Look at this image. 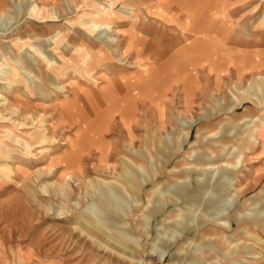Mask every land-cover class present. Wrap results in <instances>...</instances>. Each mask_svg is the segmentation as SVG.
Listing matches in <instances>:
<instances>
[{
  "label": "rangeland",
  "instance_id": "1",
  "mask_svg": "<svg viewBox=\"0 0 264 264\" xmlns=\"http://www.w3.org/2000/svg\"><path fill=\"white\" fill-rule=\"evenodd\" d=\"M64 1L4 0L8 5L0 13V70L7 69L5 62L14 66L17 54L41 59L36 49L54 35L66 34L71 40L83 32L72 23L81 12L70 13ZM113 1L114 11L141 6L137 0ZM225 1L235 2L217 0L215 8L224 9ZM31 3L44 8L43 20L27 13ZM260 3L264 6V0ZM263 6L227 29L216 25V18L223 16L212 13V28L221 32L216 44L224 63L214 66L210 57L199 58L191 65L196 71L191 84L184 68L176 75L177 70H169L171 74L160 76L162 81L155 75L152 98L139 93L136 99L138 118L124 125L117 116L103 133L111 155L106 165L95 148L83 145L77 124L58 125V99H43L20 84L8 89L0 81V264H264V142L258 135L256 142L246 136L264 119V106L252 95L264 99V85L258 88L256 82L264 74H258L255 58L264 49V24L257 20ZM148 12H143L146 19H139L146 25L145 39L172 43L173 23L156 14L161 11L153 17ZM131 25L126 22L119 32ZM120 33L111 34L123 40L125 50L128 41ZM173 51L169 48L166 56ZM243 55L249 66L240 79L235 57ZM134 69L128 72L134 74ZM73 76L62 77L58 86L69 92L72 84L89 86ZM229 89L244 97L233 112L222 110L231 104ZM157 95L160 102L154 100ZM182 121L192 124L183 144ZM231 128L234 137L228 135ZM72 143L79 145L76 154ZM119 151L128 160L123 162ZM125 165H133L139 182L149 183L123 191ZM220 183L230 185L224 195L216 192ZM239 211L244 213L236 223L232 215ZM258 214L262 220L252 225ZM219 217H226L222 225Z\"/></svg>",
  "mask_w": 264,
  "mask_h": 264
},
{
  "label": "bare ground",
  "instance_id": "2",
  "mask_svg": "<svg viewBox=\"0 0 264 264\" xmlns=\"http://www.w3.org/2000/svg\"><path fill=\"white\" fill-rule=\"evenodd\" d=\"M137 1L143 6L142 8L141 6L134 7L129 5L114 11L113 8L117 4V1L113 0H65L62 4H64V8L66 6L70 13L81 12L78 18L72 23L81 27L83 32L76 33L75 37L71 40L68 39L66 34H63V36H61L62 34L54 35L46 40L48 42L46 46H38L36 49L37 54L42 57L41 59L26 53L24 55L17 54L16 58L13 57L14 66L5 62L9 71L3 68L0 70V81H6L9 87L8 89H11L12 84H20L24 85L28 91L33 89L43 99H58V104L54 106V109L58 108L59 110L58 125L72 128L73 125L77 124L76 127L82 131V138L85 140V144L83 145H90V147L95 148V151L101 154L102 162L105 165L108 163L107 158L110 155V149L109 143H106L102 137L103 133L110 128L109 126H111V123L117 116L124 125L130 124V122L138 118L140 107L136 99L139 93H143L145 96L148 95V97L152 98L150 96L152 90L151 82H153L155 75L159 76L156 78L157 81H162L160 76L171 74L168 72L169 70H177L176 73H173L176 75L179 74L181 68H184L186 72L188 71L186 83L191 84L196 74V71L191 68V65L195 64L199 58L210 57L213 60L214 66H220L226 60L224 59L225 56L223 53H218L216 44L217 35H221L220 29L216 32L211 25L213 20L212 13L216 14L212 9L214 8L215 0H203V3L200 0H193L189 3H186L187 0H155L159 2L153 5L155 6L154 9H150L147 4L149 0ZM174 3L177 4L175 5L178 7V10L172 12L171 6ZM6 5L8 3L5 4L4 0H0V13H3ZM52 5V7H55L54 1ZM11 6L14 7L12 2ZM147 7L149 9H146ZM27 10L28 14L38 17L39 20H43L46 17L44 8L40 9L34 3L29 4ZM144 10L149 11L147 14L152 15V17L157 14L160 18H164L167 23H173L174 27H171V30H173L172 35L180 36V40L177 43L178 48L174 49L172 55L166 56L168 46H162L161 41L151 45L150 41L148 42L145 39L143 32L146 33V25L139 20L146 19L147 16L145 14L143 16ZM157 11L161 12L155 14ZM13 12L18 16L19 12H16V10H13ZM22 15L26 16V13ZM180 20H182V23H180ZM126 22L132 25L128 31L124 32L125 34H122L119 32V27L126 24ZM139 25L141 26L139 27ZM166 28L168 27H164L165 30H167ZM112 32L120 33L127 38L128 46H126L125 50L123 49V40L113 36L111 34ZM162 32L165 33L166 31ZM89 34H93V37L91 38ZM48 46L49 49H47ZM150 51L151 53H149ZM0 53L3 54V52ZM117 56L120 58H117ZM139 58L144 59L138 62L137 60ZM127 59L129 60L127 61ZM235 64L240 70L238 74L240 78L245 71H248V67L245 65L244 58H237ZM133 65L137 68H130ZM35 69H37V74H35ZM130 69H134L135 71H133L135 73L132 74V71L128 72ZM69 73H73V77L77 79L78 83L89 86L81 88L78 87V84H72V92L64 91L58 84L63 78L67 79ZM150 73H152L149 78L150 81L149 79L145 80L144 76ZM256 82L259 83L257 85L258 88L260 86L263 87L264 81ZM249 86H251V83ZM229 93H232L231 104L225 109L222 108V110L233 112V107L240 105L244 97L233 94L231 89H229ZM252 95L255 96L254 99L258 106H264V99L258 98L253 92ZM160 97V95H157L154 100L160 102ZM3 101L6 102V99H3ZM214 101L218 105L221 103L218 98H215ZM258 121L259 123L257 125H254L247 131L246 136L249 140L256 142V135H258L264 142V119ZM180 125L184 130V136L182 138L183 144L189 137L188 130L192 124H187L185 121H182ZM127 130L132 138L129 127ZM228 135L235 136L233 128L228 131ZM41 140L43 141L45 138L41 137ZM24 144L28 143L25 141ZM182 144H179V149ZM72 145L74 148L72 152L76 154L79 145L73 143ZM0 152L2 151L0 150ZM119 155H122L121 160L123 162L128 160L121 151H119ZM237 158L238 156L235 155L233 167L237 162ZM10 159L12 160V158ZM209 162L203 161L201 163L204 166L209 165ZM131 166L133 165H125L127 173L123 175L124 182L122 186V190L125 192H129L132 189H143V186L150 181L146 180L144 183L139 182ZM216 186V192L222 195L226 194L230 188V185L224 183ZM183 194L191 197L187 192H183ZM108 205L106 204V207ZM211 207L213 208V206ZM176 211L181 212V209H176ZM243 213L240 211L233 213L232 217H234L236 223H240L239 218L243 216ZM224 218L226 217L218 218L219 224L222 225L225 223L223 222ZM262 218L260 214L252 217L251 224L257 225ZM178 225L182 226L180 223ZM196 226H201V224H197ZM183 228V231L188 229L187 225ZM165 253L166 250L162 253V258H164Z\"/></svg>",
  "mask_w": 264,
  "mask_h": 264
},
{
  "label": "crops",
  "instance_id": "3",
  "mask_svg": "<svg viewBox=\"0 0 264 264\" xmlns=\"http://www.w3.org/2000/svg\"><path fill=\"white\" fill-rule=\"evenodd\" d=\"M192 1L193 0H187L186 3H189ZM158 2L159 1L149 0L147 4L149 5V7H153V5L158 4ZM200 2L203 3V0H200ZM162 3H163V1H162ZM217 3H218L217 0H215L216 5L214 4L213 5L214 8H212V9L214 10V12L221 14L223 17H221L220 21H219L218 17L216 18V22H217L216 25H220L218 23H221V24H223V26H225L226 29L229 26L231 27L233 25L234 21L238 20L239 17H242V19H241L242 23H243V21H247V18L249 16V12H253V13L257 12V8L261 7V5L263 6V4L260 3V0H235V2H233V3L225 1V3H223L225 6L224 9H218V8H215V7H217V5H219ZM175 4L176 3H174L173 6H171L172 12L178 10V7L176 6L177 4L176 5ZM174 6H176V7H174ZM222 13H224L226 15H223ZM249 17H251V15ZM249 20L250 19H248V21ZM257 20L259 21V25L263 26V24H264V6H263L262 14L257 16ZM180 23H182V20H180ZM223 30H225V29L223 28ZM171 36H173L172 43L170 42V44L165 45V41L160 42L162 44V46H164V47L168 46L167 47L168 50H169V48H171V49L172 48L173 49L178 48L177 43H179L178 41L180 40L179 39L180 36L177 37V36L172 35V34H171ZM150 44L152 45L153 42L150 41ZM263 52H264V49H263ZM263 52H262V57H260V56L255 57L258 60V62L256 63L257 70H259L258 74H264V53ZM149 53H151V51ZM172 54H173V52L171 53V55ZM237 58L238 57L236 56L235 59H237ZM239 58H244V61L246 62L245 65L247 67L249 66V64H248L249 62H248V60H246L244 55H243V57H239ZM261 81H264V79H262ZM263 85H264V82H263Z\"/></svg>",
  "mask_w": 264,
  "mask_h": 264
}]
</instances>
